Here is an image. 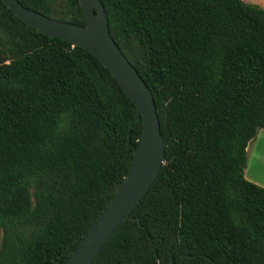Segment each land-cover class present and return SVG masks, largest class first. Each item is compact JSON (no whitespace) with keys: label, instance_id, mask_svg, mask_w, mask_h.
<instances>
[{"label":"trees","instance_id":"trees-1","mask_svg":"<svg viewBox=\"0 0 264 264\" xmlns=\"http://www.w3.org/2000/svg\"><path fill=\"white\" fill-rule=\"evenodd\" d=\"M17 1L86 23L79 0ZM100 2L152 94L165 159L92 264H264V188L244 177L264 129V8ZM135 113L94 56L0 2V264H67L128 175Z\"/></svg>","mask_w":264,"mask_h":264},{"label":"water","instance_id":"water-1","mask_svg":"<svg viewBox=\"0 0 264 264\" xmlns=\"http://www.w3.org/2000/svg\"><path fill=\"white\" fill-rule=\"evenodd\" d=\"M0 2L37 32L80 47L94 56L134 103V121L141 118L140 139L124 183L67 262L92 264L112 234L148 192L164 165L165 144L152 94L112 39L108 17L100 0H79L86 20L84 26L47 17L23 7L17 0ZM132 124L129 126L128 140Z\"/></svg>","mask_w":264,"mask_h":264},{"label":"crops","instance_id":"crops-1","mask_svg":"<svg viewBox=\"0 0 264 264\" xmlns=\"http://www.w3.org/2000/svg\"><path fill=\"white\" fill-rule=\"evenodd\" d=\"M244 177L247 181L264 188V129L258 131L248 147Z\"/></svg>","mask_w":264,"mask_h":264},{"label":"rangeland","instance_id":"rangeland-1","mask_svg":"<svg viewBox=\"0 0 264 264\" xmlns=\"http://www.w3.org/2000/svg\"><path fill=\"white\" fill-rule=\"evenodd\" d=\"M247 4L257 5L264 8V0H243ZM0 241H1V232H0Z\"/></svg>","mask_w":264,"mask_h":264}]
</instances>
